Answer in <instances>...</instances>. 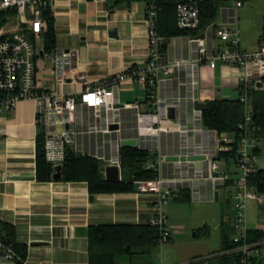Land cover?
Segmentation results:
<instances>
[{
	"label": "crops",
	"instance_id": "obj_1",
	"mask_svg": "<svg viewBox=\"0 0 264 264\" xmlns=\"http://www.w3.org/2000/svg\"><path fill=\"white\" fill-rule=\"evenodd\" d=\"M51 11L55 49L74 48L77 55L70 74L60 83L52 74L49 60L39 62L38 77L50 91L77 95L86 85L96 86L120 73H132L144 63L148 45L146 1L125 4L116 0H54ZM263 15L264 0H232L222 5L216 18L195 35L166 37L165 59L178 61L180 66L160 77L159 105L147 98L145 85L132 76L109 84L108 89H113L120 105L110 114L123 131H96L91 110L79 106L74 112L75 133L66 148L101 159L104 176L107 165L118 164V179H122L120 162L115 161L121 139L135 137L138 148L155 154L148 162L157 163L156 181L162 189L170 190L167 202L160 208L166 216H172V222L168 225V240L159 241L152 252L153 264H219L225 252L222 231L228 215L232 223L234 208L223 209L217 201L221 193L226 199L232 196L234 177L226 166L233 160L225 159L218 171L211 170L216 138L223 133L218 135L202 125V110L194 102L206 105L212 99L237 98L240 70L221 62L211 67L209 58L199 54L192 37H204L212 28L236 29L240 47L252 50L259 43ZM214 43L227 44L215 36ZM77 75H84L88 82ZM129 103L136 106L122 107ZM170 106L175 108L173 118L168 116ZM152 110L160 116L157 125L169 126L170 131L139 133L135 129L137 111ZM66 127L57 125L56 131ZM43 128L37 122L32 99L21 100L13 109L0 112V223L11 225L15 240L27 246L25 264H89V227L149 223L157 212V192L139 191L137 181L134 190L91 193L83 180L37 179L36 138L42 133L44 143ZM50 164L54 173L55 165ZM220 172H225L227 178L225 186L217 189L212 176ZM169 200L174 203L169 204ZM179 213L184 215L181 221ZM1 264L15 262L3 258Z\"/></svg>",
	"mask_w": 264,
	"mask_h": 264
},
{
	"label": "built area",
	"instance_id": "obj_2",
	"mask_svg": "<svg viewBox=\"0 0 264 264\" xmlns=\"http://www.w3.org/2000/svg\"><path fill=\"white\" fill-rule=\"evenodd\" d=\"M54 0H0V112L13 109L21 100L32 99L36 103L37 122L41 124L44 134V154L47 161L53 165L62 164L65 159L66 145L72 141L75 133L74 112L79 106L92 111L96 131L116 132L123 131L118 121L112 119L110 112H114L119 103L109 84L125 77L132 76L142 82L147 90V98L155 105H159L157 87L163 74H171L180 66V62H168L165 59L164 47L166 37L159 34L156 29V6L152 5L147 15V54L141 67L132 73H120L112 79H105L96 86L86 85L79 94H64L50 91L38 77L41 66L40 61L48 59L52 64V74L57 82L64 81L71 72L77 51L70 49H54L52 52L44 50L43 33L46 20L43 16L46 9H51ZM207 0H179L176 3V24L180 29H196L200 22L199 6ZM238 3V1H236ZM214 36L225 41L224 46L214 43ZM199 54L209 58V64L214 67L217 62L231 64L238 67L240 94L239 100L245 106L244 119L238 124L240 135L237 141L235 164L237 174L233 175V193L235 206L232 215V225L235 230L233 242L235 245L228 252L240 254V264H264V259H257L253 251L258 243L240 242L247 230L246 208L250 199L262 201V198L248 185V177L258 167L256 161L261 153L260 138L256 135V128L252 121V108L246 96L248 88H262L264 79V41L258 43L252 50L240 47L238 30L212 28L204 37L193 36ZM87 83L84 75H77ZM136 106L124 104L122 107ZM158 111H146L136 114L135 129L139 133H153L170 131L169 126L157 125L160 121ZM201 120V115H200ZM98 123H103L99 125ZM117 124V128L111 125ZM57 125L63 128L56 131ZM181 129V128H178ZM220 135L219 133H217ZM233 138L222 134L216 138L214 154L210 160L212 171H218L225 164V158L218 156L219 152L231 148ZM120 146V141L119 145ZM256 150L260 153H256ZM119 163V151L116 156ZM118 165V164H117ZM146 167L157 169L156 162L146 163ZM214 186H225L227 174L220 172L219 176H212ZM157 178L146 183L137 181L139 191H156L157 212L149 220L151 225L157 226L160 242H166L170 236L167 216L161 210V205L167 202L169 189H162ZM232 192V188L230 187ZM244 223V224H243ZM264 241L261 243L263 244ZM15 253L10 245H4L0 239V264L3 258L14 259Z\"/></svg>",
	"mask_w": 264,
	"mask_h": 264
},
{
	"label": "trees",
	"instance_id": "obj_3",
	"mask_svg": "<svg viewBox=\"0 0 264 264\" xmlns=\"http://www.w3.org/2000/svg\"><path fill=\"white\" fill-rule=\"evenodd\" d=\"M117 3L128 4L135 0H116ZM147 2L148 11L152 5L156 6V29L165 37L178 35H195L199 28L211 23L219 8L232 0H207L200 4V22L196 29H180L176 24L175 7L179 0H143ZM244 2L246 0H236ZM46 27L43 33L44 50L52 52L56 48V32L51 9L43 14ZM264 41V15L261 33L258 42ZM240 91V88H239ZM241 92V91H240ZM248 102L252 108V121L256 128V135L264 138V79L262 88H248L246 90ZM245 106L235 99H212L206 102L201 113V122L205 128L225 133L234 140L231 148L219 152V157L226 160H236L237 141L240 135L238 124L244 119ZM43 135L38 133L36 138V176L39 180H51L53 166L46 160L43 148ZM256 153L260 151L256 150ZM155 154L147 149L137 146H122L119 149V162L122 170V179L107 180L103 174V161L87 154L78 155L73 149L67 147L65 159L62 162L61 178L63 181L87 182L91 193L99 192H126L136 188V181L153 180L158 172L146 167V163L154 159ZM230 180V179H229ZM228 180V181H229ZM232 182L229 181L228 183ZM249 188L260 195H264V168L258 167L248 177ZM229 214V212L227 213ZM206 226L203 227V229ZM222 231L223 252L219 264H240V254L228 252L236 242H233L235 230L230 222H226ZM88 259L89 264H153L143 258L151 254L160 241L159 229L149 223L145 224H108L94 225L88 229ZM0 239L4 245H10L15 253V264H25L27 246L15 240V229L7 224L0 223ZM258 243L260 247L264 241V228H248L245 237L240 241ZM138 254L141 255L137 260ZM257 259L263 260L258 256Z\"/></svg>",
	"mask_w": 264,
	"mask_h": 264
},
{
	"label": "rangeland",
	"instance_id": "obj_4",
	"mask_svg": "<svg viewBox=\"0 0 264 264\" xmlns=\"http://www.w3.org/2000/svg\"><path fill=\"white\" fill-rule=\"evenodd\" d=\"M259 145L261 147V153L257 158L256 165H257V167L264 168V138L260 140ZM226 167L229 170L230 174H233V175L237 174L238 168L233 161H230ZM258 195L262 198L261 202L257 201V200H253V199H250L247 202V208H246V212H245V214H246L245 226L247 228H264V195H260V194H258ZM225 196H227V195H225ZM217 202L220 205H222L221 208L231 209V208H234L236 201H235V199H233L232 196L229 197L228 199H226L223 196V193H221L220 199ZM173 203H174L173 201L169 200V204H173ZM186 206H188L187 203H186ZM182 208L186 209V207H182ZM182 212H184V211H182ZM183 214L188 215V213H186V211ZM183 214H180V213L178 214L179 220L180 219L183 220V218H184ZM167 216H168L167 224L170 225L172 222V216L169 214ZM253 254H254V256H258L259 258L264 259V243L260 247L255 248L253 251ZM137 256H138L137 260H140L141 255L138 254ZM145 259L148 261L154 260V262H155V258L152 257V253L146 255ZM210 264H216V262L212 261Z\"/></svg>",
	"mask_w": 264,
	"mask_h": 264
},
{
	"label": "water",
	"instance_id": "obj_5",
	"mask_svg": "<svg viewBox=\"0 0 264 264\" xmlns=\"http://www.w3.org/2000/svg\"><path fill=\"white\" fill-rule=\"evenodd\" d=\"M200 36H203L202 34H200ZM194 106L200 110H203L204 107H205V102H202V101H198L196 100L194 102ZM174 111H175V108L173 106H170L168 108V116L170 118H173L174 117ZM112 127L114 128H117V124H113L111 125ZM137 144V138H125V139H121L120 140V145L121 146H136ZM78 155L82 154L80 151L77 152ZM61 164H58L56 166H54V173L52 174V178L53 179H60L61 178ZM105 178L107 180H110V181H115L119 178V165H107L105 167ZM215 199H218V192L215 191ZM32 245H37V244H40V242H32L31 243Z\"/></svg>",
	"mask_w": 264,
	"mask_h": 264
}]
</instances>
